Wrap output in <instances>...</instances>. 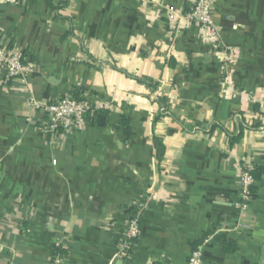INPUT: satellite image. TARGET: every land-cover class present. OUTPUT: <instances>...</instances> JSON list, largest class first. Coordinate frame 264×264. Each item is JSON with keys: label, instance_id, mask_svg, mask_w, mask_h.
Listing matches in <instances>:
<instances>
[{"label": "crops", "instance_id": "0c3cea01", "mask_svg": "<svg viewBox=\"0 0 264 264\" xmlns=\"http://www.w3.org/2000/svg\"><path fill=\"white\" fill-rule=\"evenodd\" d=\"M193 4L0 0L2 43L37 66L0 73V264H187L201 244L203 264H264V173L235 206L264 170V0H216L218 36ZM65 96L96 112L54 138L39 104Z\"/></svg>", "mask_w": 264, "mask_h": 264}, {"label": "built area", "instance_id": "2783aa9c", "mask_svg": "<svg viewBox=\"0 0 264 264\" xmlns=\"http://www.w3.org/2000/svg\"><path fill=\"white\" fill-rule=\"evenodd\" d=\"M215 2L216 0H194L192 8L183 13V18L199 26L211 36H218V27L213 18ZM177 15L174 11L168 10L166 21L172 24ZM1 40L4 39L0 34V73L4 82H9L12 79L25 80L37 72L36 64L24 62L20 54L8 51ZM29 103L33 106L38 105L33 99H30ZM262 103L264 104V100ZM39 105L45 114L46 133L54 138L73 130L76 121L81 117L85 115L93 116L96 112L91 101L84 97L65 96L55 102ZM250 171L251 169L243 167L240 173L239 199L235 206L241 211L248 209L250 189L255 184ZM139 218V213L136 212L129 216L124 232L126 242L123 244L122 249H129L132 241L138 238L140 234ZM202 246L201 244L192 249L187 264H203ZM59 263V257L55 256L52 264Z\"/></svg>", "mask_w": 264, "mask_h": 264}, {"label": "trees", "instance_id": "16d2710c", "mask_svg": "<svg viewBox=\"0 0 264 264\" xmlns=\"http://www.w3.org/2000/svg\"><path fill=\"white\" fill-rule=\"evenodd\" d=\"M96 114H98V113H96ZM234 141H235V139L231 140L232 143ZM154 142H155V147L158 150V159L160 160L162 158V156H163V151L164 150L161 147V144H160V142L158 140H155ZM250 172H251L252 177L254 178V181H256V180L260 179L261 175L264 173V170L259 169V168L258 169L254 168V169H251ZM250 192L251 193L253 192V187L250 189ZM60 252L61 251L57 250V252H56V253H58L57 255H61L62 252L61 253Z\"/></svg>", "mask_w": 264, "mask_h": 264}, {"label": "water", "instance_id": "95a60500", "mask_svg": "<svg viewBox=\"0 0 264 264\" xmlns=\"http://www.w3.org/2000/svg\"><path fill=\"white\" fill-rule=\"evenodd\" d=\"M103 121H104V117H99L98 120H97V123L101 124Z\"/></svg>", "mask_w": 264, "mask_h": 264}]
</instances>
